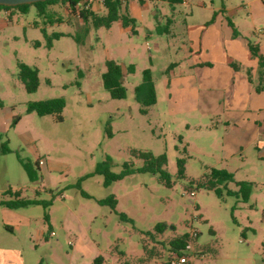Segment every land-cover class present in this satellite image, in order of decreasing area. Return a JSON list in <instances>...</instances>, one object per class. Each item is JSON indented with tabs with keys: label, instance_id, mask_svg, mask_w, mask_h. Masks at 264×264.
Returning a JSON list of instances; mask_svg holds the SVG:
<instances>
[{
	"label": "rangeland",
	"instance_id": "374dc122",
	"mask_svg": "<svg viewBox=\"0 0 264 264\" xmlns=\"http://www.w3.org/2000/svg\"><path fill=\"white\" fill-rule=\"evenodd\" d=\"M248 1L187 0L170 6L146 0L144 7L130 1L133 27L87 25L82 43L75 39L86 26L60 5L44 14L34 7L26 14L8 11L9 19L0 14V146L6 142L9 149L0 155V200L7 191H19L26 200L51 201L46 209H9L14 215L7 220L1 213L6 208L0 207V236L18 250L20 264H95L96 259L100 264H167L173 256L169 243L185 235L191 249L181 253L190 259L203 255L193 264H264V150L249 143L250 135L232 133L222 116L202 113L198 90L189 82L195 73L189 50L198 41L212 43L223 36L217 24L199 36L214 12L217 22L223 8V18L244 39L262 40L264 11L261 6V13L251 14ZM98 10L93 2L91 11L102 13ZM167 20L169 33H159ZM107 60L122 68V100L111 99L102 87ZM19 63L38 70L36 92H25L17 78ZM146 69L156 103L141 115L134 88ZM54 98L65 101L61 122L26 114L29 103ZM13 118H19L14 126ZM234 143L241 150L229 156L226 145ZM131 150L165 154L171 186L139 173L104 187L103 177L93 174L97 166L106 162L115 174L124 162L138 168L142 162ZM178 159L184 161L182 178ZM23 163L31 165L34 180ZM212 168L231 172L235 182L251 183L248 201L218 198L199 185ZM110 195L117 202L114 211L98 203ZM21 217L27 218L26 226L18 223ZM158 224L165 225L161 233L155 231ZM7 225L12 236L4 234ZM193 231L197 236L191 240Z\"/></svg>",
	"mask_w": 264,
	"mask_h": 264
},
{
	"label": "trees",
	"instance_id": "16d2710c",
	"mask_svg": "<svg viewBox=\"0 0 264 264\" xmlns=\"http://www.w3.org/2000/svg\"><path fill=\"white\" fill-rule=\"evenodd\" d=\"M80 0H67V1H55L49 0L45 2H38L31 5H20L16 7H3L0 6L1 10H11L18 11L22 14H26L30 7H34L39 14H44L47 7L52 5H60L64 8L66 13L77 15L78 18L86 26L82 29V37L75 39L77 43H82L88 34L87 25H91L93 28L103 27L109 29L114 22H119L120 26L125 29L128 27L134 26V19H132L127 13L126 2L127 0H101V5L104 8L103 13H96L89 10H83L81 12L74 11V6ZM140 4H143L144 0H138ZM167 3L170 6L183 4L186 0H152ZM123 10V11H122ZM223 14V9L220 10ZM217 13L212 14L210 23L215 20ZM227 24L232 30L234 37L238 36V33L234 30L232 23L228 18H226ZM171 21L167 20L166 26L159 29V33H168V26ZM247 48L249 56L257 61L259 68V78L258 84L255 87V92L260 93L264 91V57L259 54L257 46L253 42L247 41ZM231 67L234 70H237L238 67L235 64L231 63ZM128 72H133V66L128 67ZM17 78L22 83L25 92L28 94L36 92L38 88V70L35 67H30L23 63L18 64ZM123 71L121 66H119L113 60H107L105 62V71L101 74V81L103 89L108 93L109 97L113 100H122L126 96V90L123 86ZM247 78L250 82L249 72L247 71ZM134 95L137 103L141 106L139 113L141 115H146L148 108L153 106L156 103V94L154 84L151 78L150 70L146 69L142 71V81L141 83L134 88ZM65 107V101L63 98H54L44 101H38L34 103H29L26 107V114L34 113L39 117L51 116L56 122L62 121V111ZM19 121V118H13L12 125H16ZM107 136L110 137L111 134L107 131ZM179 141L181 139L179 138ZM9 153L6 142L0 146V155ZM131 156L134 159H138L142 162L140 167H136L135 164L131 162H124L121 166L119 173L115 174L109 170L108 164L105 162L102 165L97 166L94 175L103 177V186L108 187L112 183L122 180L125 177L131 176L133 174H152L158 177L160 183L166 187H170V178L167 172L165 171L166 165V156L165 154L153 155L150 152H136L134 150L130 151ZM183 159H178L176 163L177 176L179 178L183 177ZM23 169L26 172L29 180H34L35 174L31 165L29 163L22 164ZM35 167L38 169V164L35 163ZM199 185H202L206 190L212 191L218 198L223 197V195L234 196L241 203H246L249 199L252 184L249 182H235L233 175L224 169H210L206 174L201 177V180L198 182ZM230 185L234 186V190L230 189ZM6 199L0 200V207L6 209L15 210L29 205H40L43 208H47L51 205V201H38V200H26L20 197V192H5L3 193ZM84 195V194H83ZM100 205L108 206L112 211L116 207V199L113 195L108 196L105 199L98 201ZM121 220H125L123 215H119ZM44 220H47V216L44 215ZM165 230L164 224H158L155 227V231L161 233ZM188 237L187 235L173 239L170 245V251L175 254H181L187 244ZM95 264H100L99 260L94 261Z\"/></svg>",
	"mask_w": 264,
	"mask_h": 264
},
{
	"label": "crops",
	"instance_id": "0c3cea01",
	"mask_svg": "<svg viewBox=\"0 0 264 264\" xmlns=\"http://www.w3.org/2000/svg\"><path fill=\"white\" fill-rule=\"evenodd\" d=\"M130 1L140 4L138 0H127V13ZM145 2L146 0L140 5L144 7ZM259 2L261 5H259ZM97 5L99 10L102 8L103 13L104 8L102 5L99 3ZM246 7L251 14L254 11L259 14L262 12L260 7L264 11V0L248 1ZM9 11L11 12V10ZM11 13L8 14L7 11L5 15L0 12L7 19L13 14ZM219 15L218 23L214 20L212 23L206 24L204 29L200 30L199 36L201 37L204 32H208L210 28H215L216 24L222 30L223 36L218 35L212 43L207 41L201 43L198 41L195 50H189V57L191 58L190 69L193 73L195 72L193 76L189 77V82L192 81V86L198 90L196 102L199 104L202 113L222 116V123L232 133L250 135L252 140L249 143L257 142V149L260 150L261 148L264 150V91L255 92L259 78L257 61L249 56L247 48V41L249 40L244 39L241 33L235 29V26L233 28L238 33V36L234 37L232 30L227 24L226 17L223 18L224 13L222 14L219 10ZM131 18L133 19V17ZM263 33L264 31L259 34ZM261 36L262 40L260 42L257 44L253 43L257 46L259 54L264 57V34ZM231 63L237 65L238 69L234 70L231 67ZM247 71L251 79L250 82L247 78ZM236 143L230 144V148L228 147L229 144H227L228 146L226 145L229 156L234 155V152H240V145L236 146ZM60 198L63 199V196L61 195ZM8 210L2 209L1 211L6 220L11 214ZM21 221L18 223L22 226H26L28 223L25 217H21ZM7 229L8 231L4 234L12 236L13 229L10 226ZM0 239V264H20L18 250L6 243L4 235L0 236ZM202 258L203 255L197 254V260H202Z\"/></svg>",
	"mask_w": 264,
	"mask_h": 264
},
{
	"label": "built area",
	"instance_id": "2783aa9c",
	"mask_svg": "<svg viewBox=\"0 0 264 264\" xmlns=\"http://www.w3.org/2000/svg\"><path fill=\"white\" fill-rule=\"evenodd\" d=\"M93 2H97L101 4V0H80L79 2L76 3L74 6V11L81 12L83 10H89L91 9V4ZM3 13L6 15L7 10H1ZM0 11V12H1ZM190 196H193V193H190ZM51 236H53V233H51ZM197 236V232L193 231L190 239L193 240ZM191 249V246L189 244H186L184 250L187 251ZM183 250V251H184ZM197 260V254H194L192 258L190 259L187 255L181 253V254H175L173 253V256L168 260L167 264H193V261Z\"/></svg>",
	"mask_w": 264,
	"mask_h": 264
},
{
	"label": "water",
	"instance_id": "95a60500",
	"mask_svg": "<svg viewBox=\"0 0 264 264\" xmlns=\"http://www.w3.org/2000/svg\"><path fill=\"white\" fill-rule=\"evenodd\" d=\"M49 0H0V6L3 7H16L20 5H31L38 2H45ZM55 1H67V0H55Z\"/></svg>",
	"mask_w": 264,
	"mask_h": 264
}]
</instances>
